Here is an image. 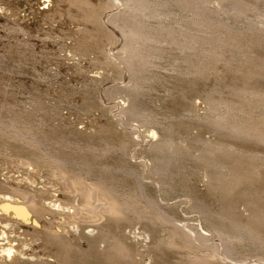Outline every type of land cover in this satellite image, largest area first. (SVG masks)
<instances>
[{
  "label": "rangeland",
  "instance_id": "rangeland-1",
  "mask_svg": "<svg viewBox=\"0 0 264 264\" xmlns=\"http://www.w3.org/2000/svg\"><path fill=\"white\" fill-rule=\"evenodd\" d=\"M41 1L0 0V197L120 207L2 214L0 264H264V0Z\"/></svg>",
  "mask_w": 264,
  "mask_h": 264
},
{
  "label": "bare ground",
  "instance_id": "bare-ground-1",
  "mask_svg": "<svg viewBox=\"0 0 264 264\" xmlns=\"http://www.w3.org/2000/svg\"><path fill=\"white\" fill-rule=\"evenodd\" d=\"M28 1H31V0H28ZM86 0H84V2H85ZM117 1H121V0H117ZM117 1H115V2H117ZM122 1H124L126 4H127V6H125V7H128V11H125V13H126V15L127 16H131L132 15V13H131V11H135L136 10V14H137V10H138V13H140V12H142L143 11V9H142V4L140 5V4H138V3H136L135 2V0H122ZM18 2L21 4V6H24V8H25V6H28V4L29 3H27V0H18ZM35 2V1H34ZM51 2H52V0H42L41 2H40V4H39V6H41L40 8L41 9H44V12H45V14L46 13H49L50 14V11L51 10H49V8H50V4H51ZM78 3H79V0H58V8H57V11H54V15L53 16H55V17H57L58 16V14H59V16H61V15H64V14H66L67 12H69V13H71L69 10H71V9H74V8H77L76 6H78ZM124 3V4H125ZM30 5V4H29ZM116 5H117V3H116ZM17 6V5H16ZM29 7V6H28ZM27 7V8H28ZM243 7V6H242ZM29 10V9H28ZM26 11V10H25ZM124 11V10H123ZM113 13V12H112ZM124 12H117V13H114L113 15H112V18L114 19V21H112L111 23V26H113L114 25V23L113 22H116L117 20H119V17L120 16H122L123 17V15H125V13L123 14ZM52 14V13H51ZM68 14V13H67ZM133 15H134V13H133ZM133 17V16H132ZM135 17V16H134ZM111 19V18H110ZM125 19V18H124ZM110 21V20H109ZM130 21V20H129ZM134 21V20H133ZM132 22V21H131ZM129 23V22H128ZM133 23V22H132ZM136 23H137V21H136ZM134 25V24H133ZM137 26V25H136ZM114 28H115V30H117V28H116V26L114 25L113 26ZM140 27L142 28V26L140 25ZM139 28V27H138ZM138 28H135L134 26H129V28H122L124 31V33H126L127 35H128V37H130L131 38V40H132V38L134 37V36H136L137 34H139L138 32L139 31H137L136 29H138ZM140 32H141V30H140ZM127 35H125V36H127ZM124 39V38H123ZM134 39V38H133ZM134 41V40H133ZM127 42V41H126ZM132 42V41H131ZM128 43H129V41H128ZM134 43V42H133ZM125 45V44H124ZM128 45V44H127ZM130 46V45H129ZM126 47V49H129L128 51H130V49H133V47ZM133 46V45H132ZM131 53L133 52V51H130ZM133 54V53H132ZM132 56L133 55H131V57L129 56V57H125L123 60H125L124 62L128 65V66H133L134 64H133V59H132ZM106 57V56H105ZM109 57V56H108ZM107 57V58H108ZM104 58V57H103ZM106 59V58H105ZM112 59V58H111ZM111 59H109V60H111ZM108 60V59H107ZM135 60H136V58H135ZM109 62V61H108ZM112 62V61H111ZM121 62V61H120ZM135 62V61H134ZM109 64V63H108ZM255 128V127H254ZM250 130V129H249ZM261 130V129H260ZM156 130H151V133H152V135L153 136H155L156 134H157V132H155ZM249 132V131H248ZM257 131H254V133H256ZM262 132H264V131H262ZM250 133H252V132H250ZM258 133H260V131L258 132ZM257 134V133H256ZM261 134V133H260ZM264 134V133H263ZM262 135V134H261ZM260 135V136H261ZM263 137V136H262ZM264 138V137H263ZM157 148H159V147H157ZM160 150V149H159ZM158 158V157H157ZM23 163H26V162H24L23 161ZM27 164V163H26ZM29 167V166H28ZM30 181V180H29ZM32 181V180H31ZM30 181V182H31ZM67 182V181H66ZM81 181L80 180H74V182L72 183V182H70V184L68 185V189H69V191L71 190V192H75L76 191V189H77V185L80 183ZM69 183V182H68ZM67 184V183H66ZM11 187V186H10ZM67 187V186H66ZM96 187H89V188H87L86 187V191H85V193L87 194L86 195V197H87V201H86V203L83 205L85 208H87V209H89V210H92L94 213V215L95 216H97V218H99L98 217V213L99 212H106V213H108L109 215H111L112 217H114L116 214H118V208L120 207H118L117 206V203L115 202V200H110V198L109 199H105V198H100V194H99V192L100 191H98V187H97V189H95ZM15 189V190H14ZM13 190L15 191V196H10V195H5V197L2 199L1 197H0V199H2L1 201H0V203H2V205L0 204V215L2 216V218H3V216L4 215H8V217H10V218H8V220L10 221V220H12L13 222H15V224L17 223V224H19L20 226H24V225H26V226H30V227H35V226H37V224L38 223H40L39 222V220L41 219V221H44V228H46L47 227V229H49L48 231H50L51 230V232L52 233H55L56 232V230H58L59 229V226L57 227V225H59V224H57V222H58V216L59 215H62V216H60V217H62V219H59V221L61 222V223H64L65 221H67L69 218H70V216H72V218L73 217H75L78 213L80 214V212H81V208H84V207H79V206H68V207H66V209L67 210H64L65 208H63V206H61L62 208L60 209V208H58V209H60V210H63L62 212H64V215L63 214H57V211L55 210V209H47V207L46 206H43V205H41V204H38V200H36L37 198H34V196L35 195H32L31 193H28V192H25V191H23V190H21L20 188L18 189V188H13ZM12 190V191H13ZM84 190V189H83ZM103 190V189H102ZM106 192V191H105ZM4 194H7V193H4ZM106 194V193H105ZM3 195V194H2ZM102 195H104V192H103V194ZM107 195H109V193H107ZM1 196V195H0ZM4 196V195H3ZM111 198H112V196H111ZM54 204V203H53ZM119 204V203H118ZM53 205H51V207H52ZM60 206V203L59 204H57V207H59ZM53 208V207H52ZM120 210V209H119ZM66 211V212H65ZM60 212V211H59ZM2 214H4V215H2ZM56 215V216H55ZM58 215V216H57ZM259 216V215H258ZM258 216L256 217V218H258ZM7 217V216H6ZM57 217V218H56ZM77 217V216H76ZM101 218V217H100ZM99 218V219H100ZM260 218V217H259ZM98 219V220H99ZM71 220V219H70ZM97 219H95L94 221H96ZM97 220V221H98ZM258 220V219H257ZM260 220H262V219H260ZM9 221L8 222H6V225H8V226H10L9 224L11 223H9ZM69 221V220H68ZM67 221V222H68ZM96 221V222H97ZM259 221V220H258ZM263 221H264V219H263ZM95 222V223H96ZM66 225V224H65ZM19 226V227H20ZM42 227H43V225H42ZM58 228V229H57ZM44 230H46V229H44ZM187 231H185V233H186ZM50 233V232H49ZM183 233V232H182ZM3 234H6L5 233V231L3 232ZM20 234V233H19ZM22 234V233H21ZM58 235V233L56 234V236ZM188 235V234H187ZM186 235V236H187ZM6 237V239H8V241H7V246H5L6 245V243H2L1 244V248H2V253L3 254H5V255H7V256H11V258H12V260H13V258L15 259V257H16V255H15V249H14V247L15 246H13L12 244H11V240L9 239V237H8V235L6 234L5 235ZM55 236V237H56ZM196 237V236H195ZM3 238V237H2ZM57 238H58V236H57ZM188 238V237H187ZM187 238H186V240H187ZM4 239V238H3ZM2 239V240H3ZM5 239V240H6ZM105 241V240H104ZM120 244V243H119ZM120 246V245H119ZM213 246V245H212ZM229 249V248H228ZM122 251H123V249H122ZM124 251H125V249H124ZM15 252V253H14ZM230 252V251H229ZM231 253V252H230ZM233 255V254H232ZM0 256H4V255H0ZM228 256V255H227ZM200 258V257H199ZM203 258V257H202ZM206 259V258H205ZM204 259V260H205ZM221 259V258H220ZM234 259H236V258H234ZM194 260V259H193ZM202 260V259H201ZM203 260V261H204ZM207 260V259H206ZM206 262V261H205ZM200 264H204V262L203 263H200ZM211 264V263H210ZM223 264V263H222ZM224 264H247V263H241V261L239 262V260L238 261H228L227 263H224Z\"/></svg>",
  "mask_w": 264,
  "mask_h": 264
}]
</instances>
